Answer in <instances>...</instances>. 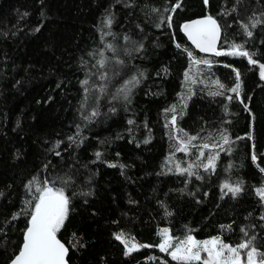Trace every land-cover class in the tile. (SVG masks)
Returning <instances> with one entry per match:
<instances>
[{"label":"trees","instance_id":"obj_1","mask_svg":"<svg viewBox=\"0 0 264 264\" xmlns=\"http://www.w3.org/2000/svg\"><path fill=\"white\" fill-rule=\"evenodd\" d=\"M205 16L221 27L219 51L242 45L258 63L197 53L182 26ZM189 52L209 63L193 64ZM260 64L264 0H0V264L22 247L45 182L69 198L57 233L68 264H177L159 251L164 228L174 238L219 236L232 246L254 236L264 254ZM233 69L238 97L228 90L237 83ZM133 76L139 83L125 100L118 90ZM93 110L99 115L85 119ZM185 133L197 137L187 153L176 150ZM210 155L215 168L205 171ZM177 165H192L193 175ZM225 183L241 191L233 196ZM121 232L152 247L125 255L115 239Z\"/></svg>","mask_w":264,"mask_h":264},{"label":"snow or ice","instance_id":"obj_2","mask_svg":"<svg viewBox=\"0 0 264 264\" xmlns=\"http://www.w3.org/2000/svg\"><path fill=\"white\" fill-rule=\"evenodd\" d=\"M204 3L207 5L208 0H204ZM180 6V3H176L171 11L175 12V10L180 8ZM165 11H168V9H165ZM161 22L163 23L164 21ZM259 22V20H254L250 26L255 28ZM111 23V19L108 18L105 22V26L110 27ZM167 23L168 26L171 27L170 16L167 18ZM241 27L248 37L252 36L253 33L249 31V25L244 24L241 25ZM183 31L192 44L195 45V47L201 52L214 53L217 56H242L247 57L249 64L255 65L258 63L253 59V54L245 51L242 45L233 44L231 46L232 50L229 52L217 51L216 44L220 38V26L211 16L195 20L191 23H185L183 25ZM108 35H111V33H108ZM128 39V37H125L126 41ZM106 47L110 51L115 52L113 45L108 44ZM177 47H180V45L178 44ZM188 56L192 59L193 64L209 63L207 60H195L192 58L191 52L188 53ZM98 63L100 68L106 67V62L103 59L98 61ZM118 63L122 64L123 61H118ZM233 71L236 70L233 69ZM139 75L143 76V73H140ZM259 75L260 78L264 80V64L259 65ZM185 77H188L187 72L185 73ZM99 78L101 80H105L107 77L105 74H100ZM236 81L237 83L235 87L228 90L235 93L238 97L241 89L240 73L238 71H236ZM138 83L139 79L137 76L131 77V79H129L125 85L118 90V94L122 93L124 99L127 100L132 88H134ZM82 84L87 85L88 80L85 79ZM217 86L221 89L225 87L219 82H217ZM99 90L103 93L105 88L102 86ZM221 94V92L212 93V95ZM113 99H116V97L114 96ZM227 99L231 101L233 97L228 96ZM110 111H114V109H110ZM170 111H175V106H173ZM98 115L99 111L93 110L90 116L86 115L84 118L91 120L92 117H96ZM129 123L131 124L132 121L130 120ZM171 123L175 125V117L172 118ZM185 135L187 136V133H185ZM70 139L74 140L75 138L70 137ZM196 139V136H187V140L181 141L180 146L176 150L187 153L189 145ZM221 139L223 144L229 143V138L226 135H222ZM202 147L209 148V145L205 143ZM212 147H215V145ZM57 155H59V153H57ZM96 155L99 158L100 153H96ZM203 155L204 153L200 152V156ZM216 158L217 156L215 155H210L208 157V163L204 165L205 171L215 168L214 161ZM252 159L255 161L256 156L253 155ZM109 166L115 167L116 165L110 164ZM192 167V165H189L187 169H180L179 165H177L178 171L181 173L187 172L189 176L193 175L190 171ZM261 170L264 171V169ZM197 178L199 179L200 177ZM223 189H227V192L231 193L233 196L237 195L241 191L239 185L233 187L228 183L223 185L222 190ZM36 192L38 193V196L35 197L36 203L29 214L30 221L24 232L22 247L19 249L18 254L12 259L11 264H67L65 258L67 256L68 249L59 239H57V233L67 218L69 198L65 195L63 189L49 187L47 186V182H45L43 186L37 187ZM258 194L260 195L261 200L264 201V190H260ZM29 204H31V202H29ZM168 215H171V213H168ZM16 218V216L13 217V219ZM261 219H264V217H261ZM241 231L244 232L243 229H241ZM244 234L247 236V232H244ZM158 235L162 237V240L158 244L159 251L168 254L173 261L177 262V264H193V262H197V264H245V261L241 256V252L246 249H250L246 252V264H264V259L257 261V257L264 254L259 253L256 247L252 246V241L255 239L254 236L247 241L241 242L236 246H232L225 243L219 236L203 241L195 239L191 234L186 235L182 239L174 238L167 228L161 229ZM115 239L120 241L125 246V255H130L132 252L137 251L140 248L152 247V245L149 244H138L134 237L126 239L124 233L122 232L117 234ZM174 240L176 241L175 243ZM202 253L206 255L202 257Z\"/></svg>","mask_w":264,"mask_h":264},{"label":"water","instance_id":"obj_3","mask_svg":"<svg viewBox=\"0 0 264 264\" xmlns=\"http://www.w3.org/2000/svg\"><path fill=\"white\" fill-rule=\"evenodd\" d=\"M205 17H207V16H205ZM205 17H198V18H195V19H193V20H190V21H187V22H185V23H191V22H193V21H195V20H199V19H203V18H205ZM216 20V19H215ZM184 23V24H185ZM218 23V22H217ZM183 24V25H184ZM219 24V23H218ZM220 26V25H219ZM182 33H183V35L186 37V39H187V41H188V43L195 49V51L197 52V53H199V54H203V55H205V56H208V57H213V56H216L214 53H208V52H201L199 49H197L196 47H195V45H193L192 44V42L188 39V37H187V35L184 33V31H183V26H182ZM221 40H222V30H221V27H220V38H219V40L217 41V44H216V49H217V51H219V47H220V44H221ZM57 239H58V237H57ZM66 247V246H65ZM67 248V247H66ZM66 262H67V264H68V252H67V256H66ZM11 264V263H10Z\"/></svg>","mask_w":264,"mask_h":264},{"label":"rangeland","instance_id":"obj_4","mask_svg":"<svg viewBox=\"0 0 264 264\" xmlns=\"http://www.w3.org/2000/svg\"><path fill=\"white\" fill-rule=\"evenodd\" d=\"M248 250H250V249L242 250V252H241V256H242V259L245 261V264H246V252H247ZM201 255H202V257H203V256H205L206 254L202 253Z\"/></svg>","mask_w":264,"mask_h":264}]
</instances>
